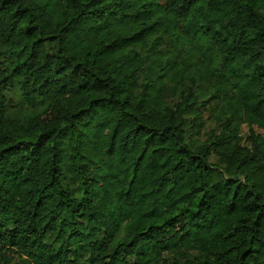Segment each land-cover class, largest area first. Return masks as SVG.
Instances as JSON below:
<instances>
[{
  "label": "trees",
  "instance_id": "trees-1",
  "mask_svg": "<svg viewBox=\"0 0 264 264\" xmlns=\"http://www.w3.org/2000/svg\"><path fill=\"white\" fill-rule=\"evenodd\" d=\"M253 125L264 0H0V264H264Z\"/></svg>",
  "mask_w": 264,
  "mask_h": 264
},
{
  "label": "rangeland",
  "instance_id": "rangeland-1",
  "mask_svg": "<svg viewBox=\"0 0 264 264\" xmlns=\"http://www.w3.org/2000/svg\"><path fill=\"white\" fill-rule=\"evenodd\" d=\"M209 124L206 125V129H208ZM260 134V135H264V130H262L260 127L253 125L251 127H243L242 132H241V144L245 145L248 143V136L250 134Z\"/></svg>",
  "mask_w": 264,
  "mask_h": 264
}]
</instances>
